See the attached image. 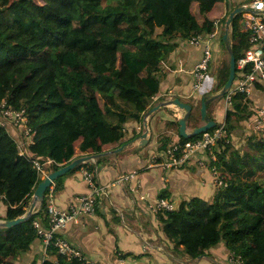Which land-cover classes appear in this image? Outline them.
<instances>
[{
	"label": "trees",
	"instance_id": "16d2710c",
	"mask_svg": "<svg viewBox=\"0 0 264 264\" xmlns=\"http://www.w3.org/2000/svg\"><path fill=\"white\" fill-rule=\"evenodd\" d=\"M220 2L0 0V103L6 101L27 116L35 132L26 146L32 159L50 157L55 147H61L69 163L78 151L103 153L108 146L118 148L138 137L125 138L126 124L142 121L152 108L163 61L181 41L214 32L212 17L222 8ZM232 10L228 8L227 17ZM240 16L232 26L236 59L251 45L249 32L239 24ZM229 73L230 58L211 92L224 86ZM256 87L264 90V83ZM214 104L207 105L213 119ZM253 104L247 95L233 96L226 115V138L214 148L217 160L207 162L210 169L217 165L227 185L211 200L193 197L175 210L158 214L174 247L183 248L189 258H198L225 241L229 251L240 257L236 263L264 264V130H254L240 148L231 140V134L243 129L252 115ZM199 121L201 117L192 112L188 126L196 127ZM168 125L179 135L178 120ZM16 135L15 128L0 124V197L7 206L0 219L24 215L41 181L31 159L19 155ZM201 137L181 136L180 140ZM171 140L168 135L161 137L159 151H166ZM24 163L28 166L15 175ZM86 165L93 170L87 162L73 171ZM37 219L47 225L46 198L26 221L0 226V264H13L40 238L34 226ZM51 251L56 259L45 258L41 264H86L67 260L55 247H49L47 252Z\"/></svg>",
	"mask_w": 264,
	"mask_h": 264
},
{
	"label": "crops",
	"instance_id": "0c3cea01",
	"mask_svg": "<svg viewBox=\"0 0 264 264\" xmlns=\"http://www.w3.org/2000/svg\"><path fill=\"white\" fill-rule=\"evenodd\" d=\"M248 1L223 0L222 8L214 18L212 17L216 28L213 33L203 36L213 48V59L202 87L194 89L192 70L203 55L204 43L181 41L162 63L159 72L160 87L153 97V106L161 105L177 96L192 102L194 112L201 108V97L213 93L211 90L216 83L218 72L224 66L226 58H230L228 47L223 40V18L227 17L228 8L234 9ZM250 98L255 107L264 106L263 89L255 87ZM230 108L231 105L224 98L215 100L212 114L218 123L226 118ZM182 113L175 106L167 105L148 117L145 114L142 121L130 120L126 124V139L145 130L144 118L147 117L151 130L148 144L140 146L139 141H136L119 152L108 146L103 153L89 161V165H93L97 183L104 187L97 198V210L94 214L82 216L78 222L70 223L62 229L61 234L81 248L90 260L118 264L119 258L125 257L128 264H228L230 251L225 241L210 248L198 258L192 259L187 254L183 255V248L174 247L163 231L162 221L151 211L152 201L161 195L172 200L177 206L193 197L211 200L215 195L211 169L209 166L197 165L198 157L179 168L165 169L161 166L166 156L165 151H159L158 138L164 135L170 136L171 141L179 138L175 127L169 126L168 122L178 120ZM16 136L19 139L18 134ZM85 154L94 153L78 151L75 156ZM62 156L63 149L55 147L50 157L61 167L67 164V159ZM159 158L161 162L158 161ZM20 165L16 168L15 175L28 166L27 163ZM49 171L50 167H45L46 174ZM134 171L138 172L139 183H115L121 173ZM58 183L61 185L57 187ZM52 189L56 205L63 209L68 208L76 196L89 192L80 170L63 175L61 181L56 180L53 183ZM6 209L7 206L0 197V217L5 216ZM2 218L0 220H4ZM44 251L43 240L37 238L28 251L14 258L12 262L41 264L45 258L56 259L53 251Z\"/></svg>",
	"mask_w": 264,
	"mask_h": 264
},
{
	"label": "built area",
	"instance_id": "2783aa9c",
	"mask_svg": "<svg viewBox=\"0 0 264 264\" xmlns=\"http://www.w3.org/2000/svg\"><path fill=\"white\" fill-rule=\"evenodd\" d=\"M243 6L246 7V10L241 13L239 24L242 30L249 32L251 45L243 55L236 59V80L225 95V100L230 105H232V98L235 94L240 93L250 97L256 84L264 83V0H249ZM190 41L196 44L204 43L203 55L192 70L194 89H199L205 83L211 69L213 48L203 35L193 37ZM252 110V115L246 119L248 124L259 126L264 130V107L252 108ZM180 113H182L181 110ZM225 121L226 118L213 130L202 133V137L198 140L181 142L179 136L167 147L165 151L166 159L161 162V166L165 169L179 168L197 157L196 161L202 167L206 166L207 162L211 160L216 161L217 155L214 148L217 146L218 141L224 140L227 135ZM0 124L16 129L19 136V155L31 159L38 169L41 179L47 175L45 167L58 164L52 157H34L32 159V155L28 152L26 146L33 140L35 132L28 126V118L24 112L14 109L6 101L0 103ZM24 137H27V139H24ZM211 171L214 186L219 191L222 186L227 185L225 176L222 175L215 164L211 167ZM80 172L89 188V192L76 196L69 207L63 209L56 205L53 195L54 190L51 186L45 197L47 199V225L37 219L34 221V226L37 228L38 236L43 240L46 252L49 247H55L57 252L65 256L67 260L78 259L86 264H105L90 260L81 248L61 234L62 229L70 223L78 222L82 216L96 212L97 198L104 190V187L97 183L96 174L89 166H83ZM128 181L139 183L138 172L121 173L116 178L115 183L124 184ZM144 197L142 196V198ZM146 198H148V195H146ZM176 208L177 205L172 200L163 196H158L151 203V211L156 215ZM239 261L240 257H236L233 252H229L228 264H235ZM118 264L128 263L125 257H121Z\"/></svg>",
	"mask_w": 264,
	"mask_h": 264
},
{
	"label": "water",
	"instance_id": "95a60500",
	"mask_svg": "<svg viewBox=\"0 0 264 264\" xmlns=\"http://www.w3.org/2000/svg\"><path fill=\"white\" fill-rule=\"evenodd\" d=\"M244 10H246V7H244L243 5L235 7L229 13L225 21V33L223 36V40L226 46L228 47L229 55H230L229 78L220 90L213 92L209 96L201 97L202 98L201 108H200L201 123L198 126L193 127L192 130H189L188 120H189L190 114L194 112V105L192 102L184 101L180 97H174L170 100H167L161 105L153 106L146 113L147 117L153 114L155 111H157L161 107H164L167 105L177 107L178 109L183 111L182 116H180V118L178 119V128H179V136L180 137L182 136L184 138H190L194 135L202 134L204 132H207L211 128H214L217 126L218 122L216 121V119H213L208 115L207 105L208 103L212 101L223 98L236 80V56L232 48V26H233L235 17L238 14L242 13ZM146 116L144 118L145 130L138 137L132 139L129 142L122 144L118 148H115L114 149L115 152L122 151L124 148L135 143L136 141H139L140 146H145L148 144L150 140L151 130H150L149 122ZM97 155H99V153L77 156V157H74L69 163L57 169H54V168L50 169L48 174L43 179H41V181L38 183L34 191L33 200L27 212L24 215L18 218H15V219L0 220V226L11 227V226H14L21 222L26 221L32 214H34L37 211L36 208L41 207L42 202L45 200L47 189L50 188L59 177L72 172L73 170H75L76 167H78L79 165L83 163L89 162L90 160L95 158Z\"/></svg>",
	"mask_w": 264,
	"mask_h": 264
},
{
	"label": "rangeland",
	"instance_id": "374dc122",
	"mask_svg": "<svg viewBox=\"0 0 264 264\" xmlns=\"http://www.w3.org/2000/svg\"><path fill=\"white\" fill-rule=\"evenodd\" d=\"M154 2H156V0H154ZM225 2V1H224ZM221 3V2H220ZM227 7H228V5H227ZM229 58H226V61L228 60ZM224 99H225V96L223 97ZM262 107H264V106H262ZM252 108H259V107H255L254 105H252V107H251V109ZM253 111V110H252ZM193 113H195L196 114V116H199V117H201V115H200V109H198L196 112H193ZM224 120H221V121H219V123L220 122H223ZM200 123H201V121H199ZM193 123H194V120H193ZM189 127V130H192V128H193V126H188ZM258 131V130H260V131H262L263 129L262 128H260L259 126H256V125H249L248 124V120H245L244 121V123H243V129H239V130H236V131H234L232 134H231V140H232V142L234 143V145L235 146H237V148H240L241 146H243V144L246 142V138L251 134V133H253V131ZM177 131V130H176ZM177 135V134H176ZM178 136V135H177ZM160 137V136H159ZM159 139L160 138H158V141H159ZM159 146V145H158ZM161 153V152H160ZM57 161H59V160H57ZM187 164V163H186ZM196 164L197 165H199L198 163H197V161H196ZM206 166H208L207 164H206ZM1 167L3 168V169H5V165L4 164H2L1 165ZM183 169H185V168H183ZM186 169H188V168H186ZM212 172V171H211ZM213 174V173H212ZM213 185H214V183H213ZM214 189H215V193L217 192V190H216V188H215V186H214ZM45 252V251H44ZM182 253V252H181ZM183 255H186V253L185 252H183L182 253Z\"/></svg>",
	"mask_w": 264,
	"mask_h": 264
}]
</instances>
